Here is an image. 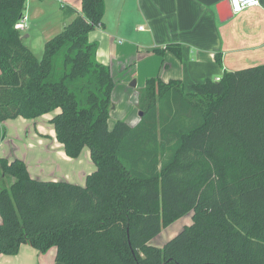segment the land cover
Here are the masks:
<instances>
[{
	"label": "trees",
	"instance_id": "trees-1",
	"mask_svg": "<svg viewBox=\"0 0 264 264\" xmlns=\"http://www.w3.org/2000/svg\"><path fill=\"white\" fill-rule=\"evenodd\" d=\"M25 6L0 0V121L52 113L64 153L87 147L94 170L80 185L0 159L13 177L0 186V254L28 244L54 248L62 264H264V64L187 92L181 80L149 77L137 123L109 128L114 79L88 39L103 24L104 0L64 8L74 17L40 59L15 28ZM190 210L191 224L161 247L148 243Z\"/></svg>",
	"mask_w": 264,
	"mask_h": 264
},
{
	"label": "crops",
	"instance_id": "crops-1",
	"mask_svg": "<svg viewBox=\"0 0 264 264\" xmlns=\"http://www.w3.org/2000/svg\"><path fill=\"white\" fill-rule=\"evenodd\" d=\"M57 1L61 3L62 12L66 7L78 11L81 6V0ZM259 1V6L232 13L229 0H104L103 24L90 31L88 39L97 42L96 59L109 66L113 79L122 64L124 94L136 97L137 102V96L130 89L137 85L141 89L149 77L157 76L165 82L178 79L189 89L192 83L215 79L224 71L264 64V0ZM222 5L230 16L226 20L221 18ZM62 16L66 23L74 17L64 13ZM29 29L30 23L21 34L23 43L32 51L33 46L28 42L31 36ZM51 37L46 36L44 44ZM168 45L179 47L180 55L168 49ZM217 54L220 62L216 60ZM50 117L51 113H45L34 119L18 116L0 121V159H21L29 172L26 157L46 159V149L56 146L58 160L73 168L79 166L76 162L79 156L68 157L62 144L56 140L52 124L47 123ZM109 120V128H112L115 120L112 123ZM137 121L135 119L129 124L134 125ZM45 134L50 138L49 147L40 138ZM82 152L86 154V148ZM24 153H28L27 156ZM93 170L85 172L75 182L61 170L62 178H40L36 170H33V175L29 174L33 178L84 185L86 176ZM21 248H25L32 259L20 260L19 253L0 254V264H34L35 256L42 264L57 262L54 248L45 253L27 244H21Z\"/></svg>",
	"mask_w": 264,
	"mask_h": 264
},
{
	"label": "rangeland",
	"instance_id": "rangeland-1",
	"mask_svg": "<svg viewBox=\"0 0 264 264\" xmlns=\"http://www.w3.org/2000/svg\"><path fill=\"white\" fill-rule=\"evenodd\" d=\"M63 12L61 9V3L57 0H44L42 2H35V0H27L26 6L24 10V15L27 17V25L30 23V29L28 30L31 35L28 39L32 46V52L36 56V58L40 59L43 50H44V38L51 37L53 34L59 32L63 28V24L66 23V19L63 20L62 16ZM22 35V34H21ZM120 40V39H119ZM122 44V43H121ZM133 91V94L136 97H128L124 94V87H122V64L119 66V69L114 74V87L111 91L110 100L112 103L110 109V120L112 123L114 120L122 119L128 123L133 122V120H139L140 115L138 108V95L140 92V88L137 87L130 89ZM184 91H189V89H184ZM136 102V103H135ZM52 115V113H51ZM49 124V122H47ZM43 138L41 141L46 143V147L50 146V138L48 134L40 135V138ZM32 139L37 140L35 137ZM52 144V141H51ZM54 144V143H53ZM36 148L38 146L34 145ZM53 148L46 149V159H33L31 156L26 157V163L29 168V172L33 175V170L38 171L37 176L40 178H62L60 175V171H63L72 181H77L80 179L82 175L91 171L94 168V164L92 163L90 156L81 152L76 162L79 163V166H74V168L70 165L62 163L61 160H58V149ZM24 152V150H23ZM42 152V151H41ZM29 153V152H28ZM27 153V154H28ZM25 154V153H24ZM27 154H25L27 156ZM64 155V154H63ZM75 162V163H76ZM76 163V164H77ZM33 172V173H32ZM40 172V173H39ZM13 177L9 174H5L0 170V186H9ZM82 183H84L82 181ZM192 210L187 212L185 215L179 217L175 221L169 223L166 226H163L160 232L151 237L148 241L149 244L161 247L167 240L172 238L175 234H177L185 225H189L192 223ZM28 245V244H27ZM19 253L20 260H30L32 256L25 248H19L17 254ZM34 258V264H42V261H39L37 256ZM49 261L47 264H50ZM54 264H62L60 262H54Z\"/></svg>",
	"mask_w": 264,
	"mask_h": 264
},
{
	"label": "built area",
	"instance_id": "built-area-1",
	"mask_svg": "<svg viewBox=\"0 0 264 264\" xmlns=\"http://www.w3.org/2000/svg\"><path fill=\"white\" fill-rule=\"evenodd\" d=\"M230 8L232 13H239L242 10L249 8V7H255L260 5V1L256 3H251L250 0H229ZM237 9H239L237 11ZM27 26V17L23 15V17L15 24V28L19 30L20 32H23L26 29ZM143 27L141 26L140 29ZM219 77H216L215 80H218Z\"/></svg>",
	"mask_w": 264,
	"mask_h": 264
},
{
	"label": "water",
	"instance_id": "water-1",
	"mask_svg": "<svg viewBox=\"0 0 264 264\" xmlns=\"http://www.w3.org/2000/svg\"><path fill=\"white\" fill-rule=\"evenodd\" d=\"M223 6V5H222ZM222 19L223 20H226V19H228L230 16H229V14L226 12V10L224 9V6H223V10H222ZM135 83H134V81H132V85H134ZM140 116L142 115V112L141 111H139V113H138Z\"/></svg>",
	"mask_w": 264,
	"mask_h": 264
},
{
	"label": "clouds",
	"instance_id": "clouds-1",
	"mask_svg": "<svg viewBox=\"0 0 264 264\" xmlns=\"http://www.w3.org/2000/svg\"><path fill=\"white\" fill-rule=\"evenodd\" d=\"M250 2L251 3H256V2H258V0H250ZM239 9H237V11H238Z\"/></svg>",
	"mask_w": 264,
	"mask_h": 264
}]
</instances>
